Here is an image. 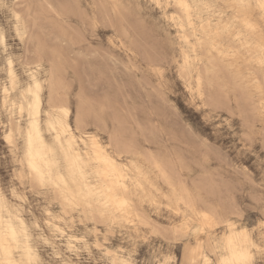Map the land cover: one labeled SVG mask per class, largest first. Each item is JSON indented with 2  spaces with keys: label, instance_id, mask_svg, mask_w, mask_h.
I'll return each mask as SVG.
<instances>
[{
  "label": "rangeland",
  "instance_id": "obj_1",
  "mask_svg": "<svg viewBox=\"0 0 264 264\" xmlns=\"http://www.w3.org/2000/svg\"><path fill=\"white\" fill-rule=\"evenodd\" d=\"M184 1L188 9L179 0H3L0 215L21 232L11 242L18 263L195 264L201 243L215 264L224 238L246 229L259 246L252 264H264V8ZM33 73L54 178L65 175L67 191L41 184L27 164ZM61 106L79 137L98 135L127 166L126 210L99 194L91 208L68 206L79 177L65 139L54 146L48 131ZM78 147L96 165L89 188L98 193L101 167L89 143Z\"/></svg>",
  "mask_w": 264,
  "mask_h": 264
},
{
  "label": "bare ground",
  "instance_id": "obj_2",
  "mask_svg": "<svg viewBox=\"0 0 264 264\" xmlns=\"http://www.w3.org/2000/svg\"><path fill=\"white\" fill-rule=\"evenodd\" d=\"M185 4L188 5L184 1ZM189 6V5H188ZM189 8V7H188ZM1 40L3 43H5V35H1ZM188 41V40H187ZM9 64V73L10 76L13 80L15 77V70H14V62L12 59L8 61ZM32 80H33V90L31 91L32 98L31 101L29 102L30 106V116H31V123L35 121L40 128V132L42 133V140L43 142L39 139H34L31 145H29L28 139H27V164L29 168L34 172L32 165L34 164L36 168H39L41 171H46L50 172L51 176L53 179L54 178V173H53V167L55 165V160L53 158V149L47 144L44 134H43V129L41 125V115H42V110H43V85L36 75V73L32 74ZM39 84V90L35 88V85ZM4 95L6 99H11V89L9 87L4 88ZM11 108L13 109H18V111L21 113L23 111V104L17 105L15 102L11 103ZM61 113H62V118L56 120L55 122L62 123L63 125H66V131L64 128H61V139L59 142H63V138L65 139V144H66V157L71 158L75 154H81L80 149L78 147L79 144V139H81L82 142L85 144L90 145L92 149V153L95 157V152L97 149L93 148V141H95L96 145L98 146L99 149H102V156L107 155L110 156L113 160L116 161V164L120 166L122 170V175L123 179L119 178V175L117 173L111 172L110 169H108V166L103 164L100 161H96L99 163L101 169H100V175L105 181L104 186L102 187L100 191L104 192V199H105V204L115 206L117 208H120L121 210H126L129 206V199L124 193H119V190L125 189L126 188V183L125 180L127 178V166H121L120 162L118 159L107 149V147L103 144L101 138L96 135V134H87V139L83 137H79L76 132L74 131L71 123H70V107L68 106H61L60 107ZM30 123V125H31ZM28 134V132H27ZM11 135L9 134L8 138L10 139ZM35 173V172H34ZM36 176V173H35ZM59 176H63L64 180L67 182V178L65 175L60 174ZM121 185L123 187H121ZM108 188H114L115 190L111 193L107 191ZM91 191H97L100 189L99 187L97 188H90ZM99 192L97 194H99ZM119 200H127L128 204L126 206H120ZM11 225L12 228H15L16 230V238L15 240H12L10 236L8 235V229L9 226ZM20 230L18 227L13 223L12 220H7L5 221L4 226H2V216L0 215V251L4 254L5 259L12 260L14 264H20L18 263L13 255H12V247H11V242L18 244L20 241ZM232 239V245L231 248L229 247L227 241L224 240L222 246L220 247V252L215 253L216 254V260H229V261H234L235 264H242L241 256L239 255L240 253H244L248 264H252L254 259H255V249H257L259 246L255 243L253 236L249 231L246 229H243L241 231H238V233L229 235ZM197 240V239H196ZM254 245V247H253ZM11 249L9 252L8 249ZM27 250H30V253H32V247L27 244L26 245ZM215 249V248H214ZM235 252V255H234ZM28 253V251H27ZM29 254V253H28ZM192 255H193V260H195V264H207V261L211 260V257L207 253V250L205 249L204 245L199 243V245L192 249ZM212 261V260H211ZM183 264V263H182Z\"/></svg>",
  "mask_w": 264,
  "mask_h": 264
},
{
  "label": "snow or ice",
  "instance_id": "obj_3",
  "mask_svg": "<svg viewBox=\"0 0 264 264\" xmlns=\"http://www.w3.org/2000/svg\"><path fill=\"white\" fill-rule=\"evenodd\" d=\"M0 6L7 7V5L3 4V0H0ZM177 7L188 9V5L183 2V0H179ZM260 7L264 8V0H260ZM17 20L20 18L17 16ZM18 31H19V26H18ZM185 63H188V59L186 58ZM261 65L264 67V59L261 60ZM35 88L39 90V84L35 85ZM262 92H264V88L261 89ZM61 128H64L66 131V125H63L62 123L58 122H53L50 121L48 123V131L55 133V136L52 139V143L55 146L57 142L61 139ZM27 139L29 142V145L33 142L34 139H39L41 143L43 142L42 140V133L40 132L39 125L33 121L29 127L28 134H27ZM93 148L97 149L95 152V157L97 161L102 162L103 164L108 166V169L111 170L113 173H117L119 175V178L123 179L122 175V170L119 165L116 164V161L113 160L110 156L103 155L102 156V149H99L98 146L96 145L95 141H93ZM68 166L70 170L72 171L73 176H78L79 181H73L74 183H78V190L75 192L74 195L65 196V199L67 201L68 206L71 208L75 209L81 206V204H85L87 207L91 208L92 204L89 203V201L97 194L93 193L91 189L89 188V185L91 184V181L89 179L90 176L93 175L91 171H89V167L91 166L93 169H96V165L93 163V160L91 157H85L81 154H75L73 157L68 158ZM34 172L36 173V178L40 181L41 184L47 185L49 183L53 184L56 188H61L62 185H64L65 191H67V182L64 180L63 176H57L56 179H53L51 176L50 172L46 171H41L39 168H36V166L33 164L32 165ZM100 172L97 170V175H99ZM92 187H95V185H92ZM121 187H123L121 185ZM115 189L114 188H108L107 191L109 193L113 192ZM99 195L103 196L104 192L100 191ZM120 206H126L128 204L127 200H119ZM262 231H264V226H262ZM8 235L12 240H15L16 238V230L15 228H12L11 225L9 226L8 229ZM225 241H227L229 247L231 248L232 245V239L230 237H225ZM2 242V241H0ZM264 242V240H262ZM254 247V245H253ZM8 251L10 252L11 249L9 248ZM28 251L29 255L30 250ZM262 255H264V249L260 250ZM235 255V252H234ZM241 256L242 264H248L247 258L244 253L239 254ZM0 264H4V262H0ZM7 264H14L12 260H8ZM21 264H24L22 261ZM118 264V262H117ZM162 264H170L168 260H162ZM207 264H213V261L209 260L207 261ZM215 264H235L234 261H229V260H216Z\"/></svg>",
  "mask_w": 264,
  "mask_h": 264
}]
</instances>
